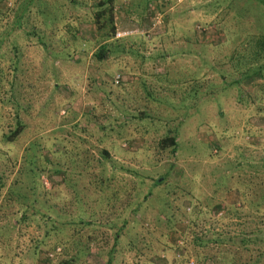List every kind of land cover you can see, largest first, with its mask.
<instances>
[{"label":"rangeland","instance_id":"374dc122","mask_svg":"<svg viewBox=\"0 0 264 264\" xmlns=\"http://www.w3.org/2000/svg\"><path fill=\"white\" fill-rule=\"evenodd\" d=\"M101 1L0 0V264H264V0Z\"/></svg>","mask_w":264,"mask_h":264},{"label":"trees","instance_id":"16d2710c","mask_svg":"<svg viewBox=\"0 0 264 264\" xmlns=\"http://www.w3.org/2000/svg\"><path fill=\"white\" fill-rule=\"evenodd\" d=\"M95 24L97 25L98 31L101 32L102 40L104 39V41H107L109 39H113L116 37L117 31H116L115 17H114V0H105V1L99 2L98 10L95 12ZM262 44H263V42L261 43V45ZM109 52H110V50H109L108 46L106 44H104L101 46L100 50L95 54V57L98 60H103ZM20 133H21V127L17 128V130L13 133V135L10 136L9 140L12 141ZM177 142H178V140H177L176 136H166L161 141L160 147L162 149H166L169 147L172 149H175L177 147V144H178ZM173 151L175 152L176 150H173ZM162 180H164L163 177L161 178V180H157L155 182V186H159L162 183ZM194 204L195 205H194L193 211H192V213H190L191 215L188 219L189 222H187V224L185 226L188 230L192 229L194 227V225H197L198 220L201 217L206 216V214H207V211L206 212L203 211L202 205L200 203L199 204L194 203ZM169 208H171V207L169 206ZM19 211L21 212L20 213L21 216H20L18 221L22 222L26 219V215L23 212V208H20ZM226 213H228V211ZM229 213H231L230 209H229ZM223 217H225V216H223ZM45 221H47L49 223L51 220L48 217L45 219ZM51 222H53V221H51ZM80 222H82V218L80 219ZM171 222H172V220H171ZM79 224L81 225L82 223H79ZM88 225H91V224H88ZM79 232H80V230L76 233V235L79 234ZM255 236H256V233L252 234V237H255ZM83 237H85V236L83 235L80 237V242H78L77 244L82 245L81 244V238H83ZM118 237H117V240L120 239V235ZM86 239H88V238L86 237ZM248 241L249 240H246V242H248ZM211 242L218 244L221 242V240L217 239L215 241H205L204 239L197 238L195 241V244L200 246V247L206 248L210 245ZM178 243L182 244V241H178ZM168 245L171 246V244H169V243H168ZM177 245H179V244H177ZM87 250H88V247L80 250V253L86 252ZM177 259H179V258H175V261L173 262V264H191L189 259H186V260L180 261V262ZM108 264H113V263H112V261H109ZM194 264H196V263H194ZM254 264H257V262H255Z\"/></svg>","mask_w":264,"mask_h":264},{"label":"built area","instance_id":"2783aa9c","mask_svg":"<svg viewBox=\"0 0 264 264\" xmlns=\"http://www.w3.org/2000/svg\"><path fill=\"white\" fill-rule=\"evenodd\" d=\"M123 35H128L127 32H124L123 34L117 33V37L123 36Z\"/></svg>","mask_w":264,"mask_h":264}]
</instances>
